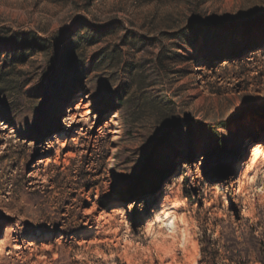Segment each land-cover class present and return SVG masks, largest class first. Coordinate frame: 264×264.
I'll list each match as a JSON object with an SVG mask.
<instances>
[{"label":"rangeland","instance_id":"374dc122","mask_svg":"<svg viewBox=\"0 0 264 264\" xmlns=\"http://www.w3.org/2000/svg\"><path fill=\"white\" fill-rule=\"evenodd\" d=\"M255 147L264 0H0V264H260Z\"/></svg>","mask_w":264,"mask_h":264},{"label":"trees","instance_id":"16d2710c","mask_svg":"<svg viewBox=\"0 0 264 264\" xmlns=\"http://www.w3.org/2000/svg\"><path fill=\"white\" fill-rule=\"evenodd\" d=\"M239 213V212H238ZM243 218L238 216V220L242 221ZM208 220H206V224ZM251 238L256 244L258 252L262 250L264 254V238L257 236L256 226H252ZM237 228L232 229L230 235L222 233L219 239H214L213 234H209V230L205 227L200 237V246L202 253V260L200 264H248L247 262L241 263L239 260L244 258V254L247 251L242 248L240 238L243 237V233L238 235ZM260 264H264V259L259 261Z\"/></svg>","mask_w":264,"mask_h":264},{"label":"bare ground","instance_id":"6f19581e","mask_svg":"<svg viewBox=\"0 0 264 264\" xmlns=\"http://www.w3.org/2000/svg\"><path fill=\"white\" fill-rule=\"evenodd\" d=\"M264 159V149L261 147H255L252 156H251V168H254L260 163L261 160ZM172 203L169 197H165L164 201L162 202L161 205H159L158 209L159 212L158 214L160 215H165L167 218H169V212L170 210L178 208L181 203ZM175 225V223L173 224Z\"/></svg>","mask_w":264,"mask_h":264},{"label":"clouds","instance_id":"9594fccd","mask_svg":"<svg viewBox=\"0 0 264 264\" xmlns=\"http://www.w3.org/2000/svg\"><path fill=\"white\" fill-rule=\"evenodd\" d=\"M168 227L170 228L171 227V224H169Z\"/></svg>","mask_w":264,"mask_h":264}]
</instances>
